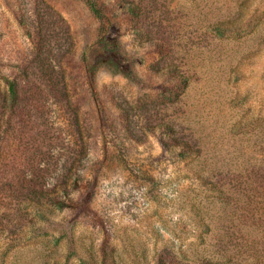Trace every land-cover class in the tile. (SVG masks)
I'll list each match as a JSON object with an SVG mask.
<instances>
[{"label":"rangeland","instance_id":"374dc122","mask_svg":"<svg viewBox=\"0 0 264 264\" xmlns=\"http://www.w3.org/2000/svg\"><path fill=\"white\" fill-rule=\"evenodd\" d=\"M92 1L105 33L85 0H0V264H193L227 222L190 171L264 156V0ZM103 47L129 75L97 65L95 101Z\"/></svg>","mask_w":264,"mask_h":264},{"label":"trees","instance_id":"16d2710c","mask_svg":"<svg viewBox=\"0 0 264 264\" xmlns=\"http://www.w3.org/2000/svg\"><path fill=\"white\" fill-rule=\"evenodd\" d=\"M85 2L92 14L100 21L104 28L103 33H105L111 26L110 17L104 13L101 5L92 0H85ZM119 7L124 14L138 16V9L131 3L120 2ZM215 31L217 35H222L224 32L218 28ZM152 45L158 52H163L165 49V45L161 41H155ZM103 48L106 51L103 55L106 57L99 56L94 59L91 65H86L88 85L95 101H98V98L92 74L97 65L107 64L115 70L127 76L129 75L126 67L122 65V57L118 51L112 48ZM179 78L182 84H186V78L183 76ZM0 79L7 85L9 95L12 96L13 82L1 75ZM195 145L189 146L193 148ZM188 152L191 155L197 154L196 151L191 149ZM254 160L255 164L245 180L235 178L237 182L235 187H225V185L221 184L222 179H216L214 183L210 178L213 177L212 173L215 170L206 169L200 164H198L199 169L190 171L191 179L199 182L201 187L211 189L212 192L216 193V198L220 199L221 208H223V216L226 218L224 222H227V224L223 227L225 232L222 235L208 239V241H205L202 234H199L196 239L202 247L194 249L192 257L187 258V261L193 264H264V224H262L264 223V164H261L264 162V156L259 157L258 163L256 158ZM219 175H221V171ZM217 185H219V189L216 188ZM193 206L194 204H192ZM207 211L206 205L201 203V201L198 203V207H193L192 209L194 216L191 221L196 226L202 227L204 231L209 229L210 224L209 220L207 223L205 220V218H208L206 217ZM248 219H251V223L248 222ZM183 228L181 226L178 230L183 231ZM253 231L257 234L250 239L249 237L252 236ZM171 234L175 238H179L175 229L171 231ZM166 260L169 264H174L173 258H167ZM157 264L165 263L159 261Z\"/></svg>","mask_w":264,"mask_h":264}]
</instances>
